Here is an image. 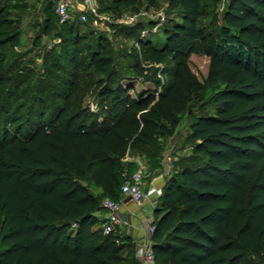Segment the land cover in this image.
<instances>
[{"label":"trees","instance_id":"1","mask_svg":"<svg viewBox=\"0 0 264 264\" xmlns=\"http://www.w3.org/2000/svg\"><path fill=\"white\" fill-rule=\"evenodd\" d=\"M202 1L168 0L176 17L143 25L147 34L137 37L132 54L154 89L133 94L125 83L131 78L100 49L92 59L100 73L99 117L88 122L81 111L70 112L69 92L46 119L44 98L37 99L38 118L22 135L2 127L0 264H138L129 237L103 233L100 199L121 201V186L137 167L126 160L128 150L154 133L171 135L183 115L192 119L191 152L173 162L158 197L154 264H249V253L264 263V0H228L221 22L211 20V35L199 23ZM8 10L0 8V50L18 37L4 17ZM46 11L44 30L58 19L54 4ZM72 20L59 23L67 41L62 64L74 56L64 30ZM154 27L158 43L149 37ZM211 36L210 68L200 80L189 55ZM166 58L174 67L160 74L171 83L148 79L144 61ZM4 72L0 63V123L16 79ZM208 91L194 114L191 103ZM158 149L145 153L150 170L162 157Z\"/></svg>","mask_w":264,"mask_h":264},{"label":"rangeland","instance_id":"2","mask_svg":"<svg viewBox=\"0 0 264 264\" xmlns=\"http://www.w3.org/2000/svg\"><path fill=\"white\" fill-rule=\"evenodd\" d=\"M95 2L96 10L94 13H89L86 20H81L76 13L70 22L71 28L68 26L64 28L71 32L69 39L74 45V56L62 64L60 58L62 53H65L67 41L59 37L61 25L58 19L54 17V23H50L47 30H44L46 10L53 12V0H0V8L9 9L4 16L9 22V27L18 32L16 40L0 50V63L4 67V74L16 77L12 85L13 94L10 102L2 112L0 131L5 126L10 132L22 135L30 121L38 118L40 108L34 105L37 99L44 98L48 108L44 115L46 119L55 105L63 104V98L69 92H71L70 112L81 111L88 122H91L94 116L99 117L102 101L97 96L96 80L100 77V73L95 70L92 59L100 49L112 58V68L118 74H125L131 78L125 80V83L134 86V90L131 91L133 94L140 89H154L155 86L151 81L138 74L136 59L132 54L133 48L138 49L137 37L147 34L144 24L149 21H154L158 25L165 24L170 18L176 17L178 8L169 5L168 0H140L139 5L131 7L120 0ZM227 2L228 0L202 1L203 14L199 23L205 33L213 34L211 20L216 17L218 22H221V15ZM131 16H134V19L128 22ZM159 35H162L161 32L154 27L149 37L158 43ZM211 39L213 36L203 41L201 49L189 55V65L200 80H203L209 72L211 58L206 54L205 49ZM144 64L149 70L145 72H150L148 79L171 83V76L160 74L162 69L170 72L174 67V63L169 58L147 64L144 61ZM21 75H24L25 81H21L23 79ZM208 94L209 91L200 94V98H196L191 103L194 114L203 110L200 104L203 97ZM165 123L170 124L168 121ZM191 123V117L183 115L171 135L161 137L158 133H154L150 139L141 141L134 148L129 149L126 160H134L136 165L141 161L146 165L145 153L155 151L157 148L159 153L182 149L181 155H189L191 144L188 134ZM147 177L146 172L144 179ZM91 188L96 194L101 192V189L94 184ZM104 212L105 209L102 207V216ZM125 226L124 223L123 227ZM121 229L117 226L116 233H120ZM247 261L249 264H264L253 253L248 254Z\"/></svg>","mask_w":264,"mask_h":264},{"label":"built area","instance_id":"3","mask_svg":"<svg viewBox=\"0 0 264 264\" xmlns=\"http://www.w3.org/2000/svg\"><path fill=\"white\" fill-rule=\"evenodd\" d=\"M96 0H54V11L57 15L59 23H64L74 18V14H79L81 20H86L89 13L95 12ZM134 16H131L127 21L132 22ZM160 25V24H159ZM182 149H173L171 152H166L162 157V168L165 174H170L173 169V162L180 156ZM146 165L139 161L135 171L126 178L121 186L123 196L130 197V200L137 205H142L143 202L156 192V189L151 185L148 189L144 188V176L146 173ZM158 194L160 191H157ZM101 205L105 209L103 213L104 222L101 225L103 233L116 232L117 226L123 225L121 212V202L113 200L109 197H104L101 200ZM149 237L145 242L137 245L135 248V257L139 264H154V249L152 241V233L154 225L151 223L147 229Z\"/></svg>","mask_w":264,"mask_h":264},{"label":"crops","instance_id":"4","mask_svg":"<svg viewBox=\"0 0 264 264\" xmlns=\"http://www.w3.org/2000/svg\"><path fill=\"white\" fill-rule=\"evenodd\" d=\"M165 153L164 151L159 155L163 157ZM162 157L158 159V162L152 161L154 165L151 170L149 162L145 160L148 177L144 179L143 186L148 189L152 185L156 189V192L150 195L142 205H137L130 199H127V196H122L120 201L122 204V216L126 222L125 227H123L124 224L120 226L122 228L120 234L130 238V243L134 249L149 237L147 229L153 222L154 212L158 209V197L169 176L163 172ZM158 190L160 191L159 194L157 192Z\"/></svg>","mask_w":264,"mask_h":264},{"label":"water","instance_id":"5","mask_svg":"<svg viewBox=\"0 0 264 264\" xmlns=\"http://www.w3.org/2000/svg\"><path fill=\"white\" fill-rule=\"evenodd\" d=\"M127 199H130V197H127Z\"/></svg>","mask_w":264,"mask_h":264}]
</instances>
